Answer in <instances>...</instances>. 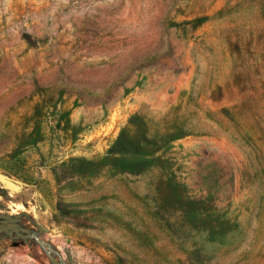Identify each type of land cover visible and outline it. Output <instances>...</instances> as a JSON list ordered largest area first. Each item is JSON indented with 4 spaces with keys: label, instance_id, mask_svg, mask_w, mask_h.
Returning <instances> with one entry per match:
<instances>
[{
    "label": "rangeland",
    "instance_id": "rangeland-1",
    "mask_svg": "<svg viewBox=\"0 0 264 264\" xmlns=\"http://www.w3.org/2000/svg\"><path fill=\"white\" fill-rule=\"evenodd\" d=\"M0 174V264H264V0H0Z\"/></svg>",
    "mask_w": 264,
    "mask_h": 264
},
{
    "label": "water",
    "instance_id": "water-1",
    "mask_svg": "<svg viewBox=\"0 0 264 264\" xmlns=\"http://www.w3.org/2000/svg\"><path fill=\"white\" fill-rule=\"evenodd\" d=\"M0 182L5 184L10 189L16 190L18 188V186H16L12 181H10L9 179H7L5 176L1 174H0ZM2 222H4L3 219H0V224Z\"/></svg>",
    "mask_w": 264,
    "mask_h": 264
},
{
    "label": "bare ground",
    "instance_id": "bare-ground-1",
    "mask_svg": "<svg viewBox=\"0 0 264 264\" xmlns=\"http://www.w3.org/2000/svg\"><path fill=\"white\" fill-rule=\"evenodd\" d=\"M20 206V205H19ZM20 208V207H19Z\"/></svg>",
    "mask_w": 264,
    "mask_h": 264
}]
</instances>
